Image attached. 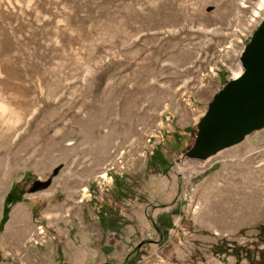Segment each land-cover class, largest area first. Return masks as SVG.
Returning <instances> with one entry per match:
<instances>
[{
	"label": "rangeland",
	"instance_id": "rangeland-1",
	"mask_svg": "<svg viewBox=\"0 0 264 264\" xmlns=\"http://www.w3.org/2000/svg\"><path fill=\"white\" fill-rule=\"evenodd\" d=\"M262 17L264 0H0V220L21 199L0 264L258 262L264 131L177 159Z\"/></svg>",
	"mask_w": 264,
	"mask_h": 264
},
{
	"label": "water",
	"instance_id": "water-1",
	"mask_svg": "<svg viewBox=\"0 0 264 264\" xmlns=\"http://www.w3.org/2000/svg\"><path fill=\"white\" fill-rule=\"evenodd\" d=\"M235 67L205 111L192 123V143L177 163L206 164L264 131V17L239 52ZM50 185V179L36 181L28 194L43 191Z\"/></svg>",
	"mask_w": 264,
	"mask_h": 264
},
{
	"label": "trees",
	"instance_id": "trees-1",
	"mask_svg": "<svg viewBox=\"0 0 264 264\" xmlns=\"http://www.w3.org/2000/svg\"><path fill=\"white\" fill-rule=\"evenodd\" d=\"M154 159H155V154H153L151 156V161H153ZM164 162L166 163L167 161L164 159ZM164 162L162 164H164ZM16 188H17V186H14L11 189V191L8 193V195L5 197V199H4V205H3V210H2V217H1V220H0V233L2 232L4 225L6 224V222L8 220V213H9L10 206L18 203L21 200V199H14L13 198V195H14V192H15V189ZM32 214H33V217H36L37 214H38V210L37 209H33L32 210ZM167 218H168V216H167ZM154 228L156 229V231L158 233H160V228L159 227L154 226ZM166 228L167 229L171 228V223H169V225L166 226ZM234 250H235L234 256H237L238 257L237 251H240V249L235 248ZM254 264H264V254L259 259V261L256 262V263H254Z\"/></svg>",
	"mask_w": 264,
	"mask_h": 264
},
{
	"label": "built area",
	"instance_id": "built-area-1",
	"mask_svg": "<svg viewBox=\"0 0 264 264\" xmlns=\"http://www.w3.org/2000/svg\"><path fill=\"white\" fill-rule=\"evenodd\" d=\"M113 170L114 168L111 164H107L106 167H104L103 172H107V179L99 180V175L95 178L93 183L95 191H92L93 194L97 192L101 195L102 193L108 192L111 189L114 182L113 178L115 177V172H113Z\"/></svg>",
	"mask_w": 264,
	"mask_h": 264
},
{
	"label": "bare ground",
	"instance_id": "bare-ground-1",
	"mask_svg": "<svg viewBox=\"0 0 264 264\" xmlns=\"http://www.w3.org/2000/svg\"><path fill=\"white\" fill-rule=\"evenodd\" d=\"M129 105V103L128 102H126L125 101V104L123 105V107H127ZM123 109V108H122ZM122 111V113H125V111L124 110H121ZM104 115V114H103ZM81 126H82V123H81ZM99 126V125H98ZM85 127V126H84ZM94 128H96V126H95V124H94ZM99 128V127H98ZM94 130V129H93ZM106 178H107V174H106ZM103 180V179H102Z\"/></svg>",
	"mask_w": 264,
	"mask_h": 264
},
{
	"label": "crops",
	"instance_id": "crops-1",
	"mask_svg": "<svg viewBox=\"0 0 264 264\" xmlns=\"http://www.w3.org/2000/svg\"><path fill=\"white\" fill-rule=\"evenodd\" d=\"M236 262V261H235Z\"/></svg>",
	"mask_w": 264,
	"mask_h": 264
}]
</instances>
